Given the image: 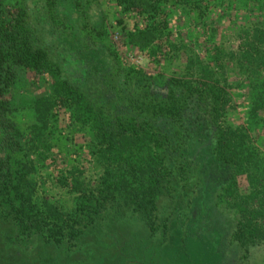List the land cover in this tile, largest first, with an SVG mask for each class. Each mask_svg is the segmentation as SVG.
<instances>
[{"label": "trees", "instance_id": "16d2710c", "mask_svg": "<svg viewBox=\"0 0 264 264\" xmlns=\"http://www.w3.org/2000/svg\"><path fill=\"white\" fill-rule=\"evenodd\" d=\"M110 1L121 14L116 26L98 0H0V219L11 217L10 242L33 246L26 264H178L181 237L179 246L172 238L179 201L212 189L232 248L245 260L264 240V0ZM232 1L257 19L250 30L230 24L241 41L237 51L214 45L201 55L191 40L192 49L173 35L174 9L188 24L209 15L197 38L215 22L209 7L219 2L232 12ZM148 38L151 66L178 63L170 77L122 63L119 47ZM234 77L241 79L235 86ZM28 82L43 91L14 107L12 91ZM238 89L246 92L240 113ZM16 108L31 114L26 134L13 120ZM61 118L87 131L97 169L93 179L76 167L59 174L58 187L75 196L67 212L35 196L36 163L51 152ZM69 147L65 157L84 151ZM209 167L218 180L206 188ZM114 210L140 218L147 238L119 244L120 236L101 232L105 220L114 227ZM97 240L103 245L95 260Z\"/></svg>", "mask_w": 264, "mask_h": 264}, {"label": "rangeland", "instance_id": "374dc122", "mask_svg": "<svg viewBox=\"0 0 264 264\" xmlns=\"http://www.w3.org/2000/svg\"><path fill=\"white\" fill-rule=\"evenodd\" d=\"M98 2L107 17L108 23L116 26L115 19L121 15L120 10L113 3L111 4L110 0H98ZM232 2L235 8L232 12H224L223 7L217 5L219 2L216 3V8L209 7L210 13L213 12L211 14L215 22L213 23V27L205 26L204 28L207 29L197 38H195L196 34L200 32L202 26L204 24L208 25L209 15H206L203 19L196 17L192 23L188 24L186 15L183 13L184 11L180 8L174 9L172 16H170L173 35L177 36V39L181 37L185 38L186 44H188L187 48L190 47L189 40H191V45L192 43L195 45L193 46V50L195 49L194 51H198L201 55L204 52L208 53L214 45H220L227 50L237 51L241 41L238 38V31H236L235 27L231 29L230 24L235 23L240 27L244 26V29L248 28L250 30V25L256 23L257 19L249 14V11L244 12L240 9L239 4L241 2L238 5L235 3L236 1ZM216 16L217 18H215ZM127 23L130 27L132 20L129 19ZM212 29H219V31H213ZM112 32V42H114L118 37L116 27H114ZM150 44H152L151 38H148L139 40L137 45L119 47L118 50L122 63L134 68H143V70H147L150 74H156L160 71L162 78H168L172 73L177 72L178 63L175 62H165L161 68H158L160 66H151L148 63L145 58V51ZM231 72H235V70H231ZM234 78L230 79L233 82L231 84H239L241 79ZM42 91L43 89H39L37 83L18 84L12 91L13 100L11 104L16 107L15 102L19 99L33 97ZM238 92L240 93L233 94V100L238 104L239 108L237 107V112L240 113V109L243 108L245 103L246 92L245 89L241 91L238 89ZM13 114V120H15L19 129H21L20 131L24 129L23 132L26 134V126L31 122L29 110L16 108ZM234 118L239 119L240 115ZM55 133L53 138L54 146L52 145L51 152L46 153L47 158L40 160L41 163H36V175L39 186L37 187V194L35 196L39 200L46 198L47 201L52 202L67 212L73 209L75 196L68 193L65 189L58 187L56 179L59 174L65 175L72 167H76L82 170L83 177L93 179L97 174V169L95 168L94 157L89 155L85 148L88 145L87 142L90 141L87 131L67 128L65 120L61 118L56 126ZM70 144L71 146L80 145L84 151L79 156L72 154L70 158L65 157L62 151H71ZM214 170V168L209 167L210 173L205 178L206 188L217 184L218 174ZM241 190H247L245 180L242 181ZM215 196L216 194H212V189H210L206 190L204 194H193L189 203H184V200L179 201L180 222L178 227H176L177 232L173 234L174 237L172 238L178 246L180 243L183 248L184 256L183 258L181 257V261L178 264H264V240L257 241L253 247L249 248L248 257L245 260H238V257L242 253L232 248L229 240V220L227 215H224L225 211H222V207L214 206L216 203ZM129 212L128 210L121 211L120 213L115 212V210L114 212L110 211L109 218H114L112 220L115 222L113 223L114 227H111V230L106 228L105 226L108 221L105 220L101 224L103 226L101 232L112 236L115 235L117 238L120 236L118 240L119 244L126 243L127 241L132 242V239H135V241L139 239L145 240L147 238V231L144 223L135 214H130ZM12 232L11 217L7 216L6 219H0V264H26L27 261L31 263L27 255L29 250L32 251L34 249L33 246L31 245L29 249L25 250L18 244L11 243L9 238L10 236H14ZM179 239L178 243L177 240ZM102 245V240L101 242L97 240L94 243L92 247L94 255L91 258L98 259L99 256L94 251L98 246Z\"/></svg>", "mask_w": 264, "mask_h": 264}]
</instances>
